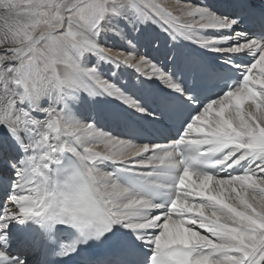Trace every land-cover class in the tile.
<instances>
[{"label": "snow or ice", "instance_id": "6c2138e0", "mask_svg": "<svg viewBox=\"0 0 264 264\" xmlns=\"http://www.w3.org/2000/svg\"><path fill=\"white\" fill-rule=\"evenodd\" d=\"M0 264H264V0H0Z\"/></svg>", "mask_w": 264, "mask_h": 264}, {"label": "bare ground", "instance_id": "6f19581e", "mask_svg": "<svg viewBox=\"0 0 264 264\" xmlns=\"http://www.w3.org/2000/svg\"><path fill=\"white\" fill-rule=\"evenodd\" d=\"M168 3L170 4H175L177 0H167ZM175 14L179 15V12L177 11ZM183 19V17H181Z\"/></svg>", "mask_w": 264, "mask_h": 264}]
</instances>
